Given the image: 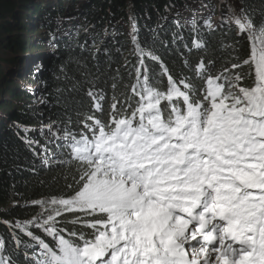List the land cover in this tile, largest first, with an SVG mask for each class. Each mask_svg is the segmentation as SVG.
I'll return each instance as SVG.
<instances>
[{"label": "snow or ice", "instance_id": "6c2138e0", "mask_svg": "<svg viewBox=\"0 0 264 264\" xmlns=\"http://www.w3.org/2000/svg\"><path fill=\"white\" fill-rule=\"evenodd\" d=\"M226 8L221 19L238 37L222 46L226 60L194 40L174 75L133 26L129 82L119 68L109 75L111 62L81 73L88 103L77 102L63 135L46 126L61 158L42 147V164L63 169L62 189L31 201L40 209L31 219L0 221L17 252L23 245L25 264H264V20L257 26L243 3ZM201 29L215 30L211 18L191 21V31ZM193 49L203 53L195 64ZM0 264L15 261L0 251Z\"/></svg>", "mask_w": 264, "mask_h": 264}, {"label": "trees", "instance_id": "16d2710c", "mask_svg": "<svg viewBox=\"0 0 264 264\" xmlns=\"http://www.w3.org/2000/svg\"><path fill=\"white\" fill-rule=\"evenodd\" d=\"M239 3L244 4L259 26L264 20V0H0V98L4 92L9 96L8 101L0 100V221L15 224L31 219L40 211L31 201L62 189L63 169H49L42 164V147L61 158L62 149L48 143L52 137L46 126L60 125L63 135L67 117L75 120V112L80 108L77 102L88 103L84 95L88 86L83 83L82 72L96 74L98 64L99 72L103 73L111 62L113 71L109 75H115L119 68L125 82H129L126 61L136 62L130 36L133 26L141 47L146 52L154 48V55L174 75L183 71L184 57L189 56L188 48L194 40L206 42L210 52L215 50L218 57L226 60L228 56L222 46L238 37L235 26L224 24L221 17L227 12V4ZM208 18L215 26L214 31L190 30L193 19L203 25ZM28 32L36 35L22 38ZM174 35L176 43L172 42ZM242 45L241 58H245L249 49L246 36ZM45 47L52 54L33 55L46 51ZM202 54V50H192L193 64ZM77 59L87 67L75 63ZM22 60L26 62L19 66L24 64V68L17 67ZM146 63L155 71L160 70L159 63L147 58ZM221 64L218 60L217 69ZM65 73L68 79L64 78ZM75 81H81L79 91L72 90ZM58 227L66 225L61 223ZM67 227L72 230L70 225ZM30 230L51 241L42 230ZM12 232L24 242L32 243L19 229L13 228ZM0 238L6 241V250H0L3 255H11L15 264H25L23 245L17 252L9 226L4 223H0ZM27 251L31 256L32 251Z\"/></svg>", "mask_w": 264, "mask_h": 264}, {"label": "rangeland", "instance_id": "374dc122", "mask_svg": "<svg viewBox=\"0 0 264 264\" xmlns=\"http://www.w3.org/2000/svg\"><path fill=\"white\" fill-rule=\"evenodd\" d=\"M31 34H34V35H36V32L35 33H32V32H28V34H26V33H24L23 35H21L22 36V38L23 37H31ZM26 35V36H25ZM33 35V36H34ZM33 36H32V38H33ZM48 47H45L44 49L46 50ZM45 52V53H44ZM40 55V57H47V56H49L50 54H52V53H48V50H46V51H42V52H38V53H35V54H33V55ZM31 55V54H30ZM38 55V56H39ZM28 56H26L25 58H27ZM23 62H26V60H22V61H19L18 62V64H17V67H19V68H24V64H22V66H19V64H21V63H23ZM27 85H29V84H27ZM31 86H33V85H29V87H31ZM1 94V93H0ZM0 100L1 101H8L9 100V96H8V94L6 93V92H4L3 94H2V98H0ZM1 115V114H0Z\"/></svg>", "mask_w": 264, "mask_h": 264}]
</instances>
